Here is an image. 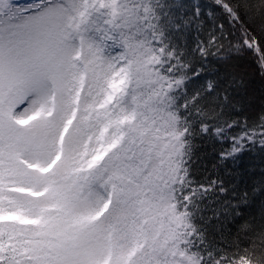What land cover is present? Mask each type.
Listing matches in <instances>:
<instances>
[{"label": "snow or ice", "instance_id": "snow-or-ice-1", "mask_svg": "<svg viewBox=\"0 0 264 264\" xmlns=\"http://www.w3.org/2000/svg\"><path fill=\"white\" fill-rule=\"evenodd\" d=\"M203 7L0 0V264H264V109L227 63L264 75V0Z\"/></svg>", "mask_w": 264, "mask_h": 264}, {"label": "trees", "instance_id": "trees-1", "mask_svg": "<svg viewBox=\"0 0 264 264\" xmlns=\"http://www.w3.org/2000/svg\"><path fill=\"white\" fill-rule=\"evenodd\" d=\"M204 1L208 4L210 3V0ZM203 10L207 12L208 9L203 8ZM190 35L195 37V26H193L190 30ZM227 63L236 71V74L243 79V85L241 87V93L238 99L241 97L243 98L245 109L250 110L252 113H258L264 109V75H261L258 71L253 54L251 52H246L241 56L231 55ZM197 143L202 144L203 146L197 151V155L200 157V159L197 161L196 166L200 168L201 171H204L205 169L211 171L212 164L215 162L211 145H206L203 141H197ZM254 162V158L245 159V163L249 165L252 170L259 173L261 168ZM261 163L264 165V161ZM234 182L239 183V177H237ZM240 186L244 187V185ZM244 220H253V223L259 227L260 216L258 203L253 205L252 208H245L244 216L242 218H238L237 222L228 223L224 227L223 233L225 237L233 239L237 224L242 223ZM214 235L219 238V233H214Z\"/></svg>", "mask_w": 264, "mask_h": 264}, {"label": "rangeland", "instance_id": "rangeland-1", "mask_svg": "<svg viewBox=\"0 0 264 264\" xmlns=\"http://www.w3.org/2000/svg\"><path fill=\"white\" fill-rule=\"evenodd\" d=\"M31 2L32 0H16V3H18L21 6H26L28 3H31ZM181 2L190 5L193 3V0H181ZM197 2H199L202 6H204L203 8L207 9L208 3H206L204 0H197ZM247 158H254L255 159L254 163L256 165H259L260 168L264 167V165L261 163L262 161H264V156H262L258 151L254 153L246 154L244 157V161Z\"/></svg>", "mask_w": 264, "mask_h": 264}]
</instances>
